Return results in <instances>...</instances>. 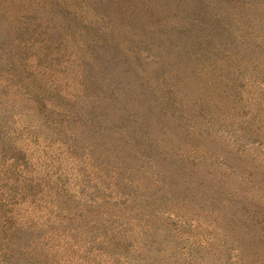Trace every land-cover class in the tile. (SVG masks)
<instances>
[{
    "label": "rangeland",
    "instance_id": "rangeland-1",
    "mask_svg": "<svg viewBox=\"0 0 264 264\" xmlns=\"http://www.w3.org/2000/svg\"><path fill=\"white\" fill-rule=\"evenodd\" d=\"M0 264H264V0H0Z\"/></svg>",
    "mask_w": 264,
    "mask_h": 264
}]
</instances>
